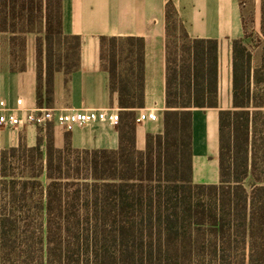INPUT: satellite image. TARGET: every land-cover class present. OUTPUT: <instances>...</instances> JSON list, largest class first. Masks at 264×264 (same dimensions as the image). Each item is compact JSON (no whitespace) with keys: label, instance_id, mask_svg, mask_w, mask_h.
Listing matches in <instances>:
<instances>
[{"label":"trees","instance_id":"16d2710c","mask_svg":"<svg viewBox=\"0 0 264 264\" xmlns=\"http://www.w3.org/2000/svg\"><path fill=\"white\" fill-rule=\"evenodd\" d=\"M166 16L164 133L138 150L145 40L102 37V67L124 111L120 148L77 150L67 141L58 149L50 125L35 147L0 150V264H264V57L254 66L244 21L234 110L220 114L221 181L195 184L193 111L219 107V42L192 39L173 4ZM31 34L43 107L55 75L80 68L81 38L64 34L62 0H0V64L6 40L11 70H25Z\"/></svg>","mask_w":264,"mask_h":264},{"label":"crops","instance_id":"0c3cea01","mask_svg":"<svg viewBox=\"0 0 264 264\" xmlns=\"http://www.w3.org/2000/svg\"><path fill=\"white\" fill-rule=\"evenodd\" d=\"M247 0H62L63 31L81 38L80 68L70 75L58 72L53 99L43 107L64 112L112 109L120 124L93 123L65 132L54 126L55 145L67 141L77 150L120 148L124 111L117 94L110 90L109 75L101 62L102 37H138L145 40V106L136 110L155 111L156 122L137 124V148L145 151L148 135L164 133L167 111V6L173 4L178 18L192 39L219 42V107L193 111L194 182L220 184V114L234 110V42L245 40L243 8ZM260 6L261 0H255ZM37 35L27 37L26 67L11 70L9 43L3 41L0 64V100L16 107L23 100L27 109L42 108L37 100ZM40 130L35 126L0 129V150L21 143L33 148Z\"/></svg>","mask_w":264,"mask_h":264},{"label":"built area","instance_id":"2783aa9c","mask_svg":"<svg viewBox=\"0 0 264 264\" xmlns=\"http://www.w3.org/2000/svg\"><path fill=\"white\" fill-rule=\"evenodd\" d=\"M157 120L158 115L155 111L144 110L137 116L136 123ZM93 123H106L116 127L120 124V116L112 109L64 112L42 107L31 110L25 108L23 100H18L16 107H9L5 101L0 100V129H18L25 126L47 129L50 125H56L69 133L78 127Z\"/></svg>","mask_w":264,"mask_h":264},{"label":"rangeland","instance_id":"374dc122","mask_svg":"<svg viewBox=\"0 0 264 264\" xmlns=\"http://www.w3.org/2000/svg\"><path fill=\"white\" fill-rule=\"evenodd\" d=\"M260 5L255 0H247L246 5L243 8L244 21L247 24V39L245 41L246 46L253 55L254 66L259 65L264 57V37L261 33V13ZM3 44V42H2ZM125 57V54L123 55ZM261 124H264V118L260 119ZM262 155V156H261ZM260 155V175L264 178V153ZM11 164L7 165L9 172L12 171ZM4 171V170H2ZM255 183L254 178L250 177L245 185L249 191L252 190V185ZM4 257V256H3ZM1 261V260H0Z\"/></svg>","mask_w":264,"mask_h":264}]
</instances>
